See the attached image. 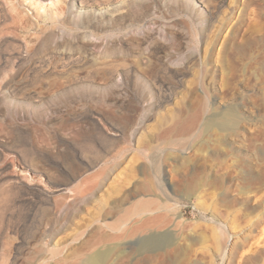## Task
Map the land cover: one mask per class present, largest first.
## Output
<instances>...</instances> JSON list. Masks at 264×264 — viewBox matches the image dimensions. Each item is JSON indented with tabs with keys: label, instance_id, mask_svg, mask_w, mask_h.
Listing matches in <instances>:
<instances>
[{
	"label": "rangeland",
	"instance_id": "obj_1",
	"mask_svg": "<svg viewBox=\"0 0 264 264\" xmlns=\"http://www.w3.org/2000/svg\"><path fill=\"white\" fill-rule=\"evenodd\" d=\"M41 1L0 0V264H264V0Z\"/></svg>",
	"mask_w": 264,
	"mask_h": 264
},
{
	"label": "bare ground",
	"instance_id": "obj_2",
	"mask_svg": "<svg viewBox=\"0 0 264 264\" xmlns=\"http://www.w3.org/2000/svg\"><path fill=\"white\" fill-rule=\"evenodd\" d=\"M33 4L35 3L36 4V2H42L41 0H30ZM49 2L51 3V4H55L56 2L54 1V0H49ZM43 3V2H42ZM83 3V2H82ZM38 6V5H37ZM39 7V6H38ZM56 13H59V14H61L62 13V11H58L57 12V10H56ZM18 15V14H17ZM52 17L53 18H56L57 16H54V14H52ZM76 17V16H75ZM33 23V22H32ZM34 24V23H33ZM154 27H152V29H153ZM151 29V28H150ZM148 30V29H147ZM36 31V30H35ZM150 31H154V30H150ZM57 32V31H56ZM55 32V33H56ZM55 33H54V36H56L55 35ZM144 33H145V31H144ZM148 34L146 35L148 38H149V36H152L153 34H154V32H147ZM57 34V33H56ZM146 34V33H145ZM60 35V34H59ZM143 35V34H142ZM51 36V35H50ZM54 36H52V37H54ZM57 38V37H56ZM60 38V37H59ZM54 39V38H53ZM83 39V38H82ZM86 39V38H85ZM92 41H93V39H92ZM98 45H99V43H98ZM95 47V46H94ZM97 47V46H96ZM78 51V50H77ZM117 89H122V87L121 86H119V87H117ZM122 93V92H121ZM120 98V97H119ZM121 98H122V96H121ZM232 122V121H231ZM220 125H223L224 127H230L231 125H232V123H223V124H220ZM98 258V257H97ZM80 264H100L95 258H87V259H83V261L80 263Z\"/></svg>",
	"mask_w": 264,
	"mask_h": 264
}]
</instances>
